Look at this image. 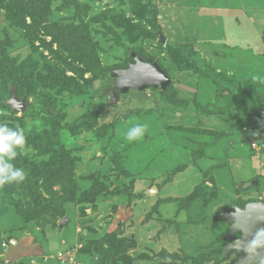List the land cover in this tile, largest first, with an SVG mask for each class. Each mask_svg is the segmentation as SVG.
I'll use <instances>...</instances> for the list:
<instances>
[{
  "label": "rangeland",
  "instance_id": "374dc122",
  "mask_svg": "<svg viewBox=\"0 0 264 264\" xmlns=\"http://www.w3.org/2000/svg\"><path fill=\"white\" fill-rule=\"evenodd\" d=\"M132 54L190 108L122 93ZM262 201L264 0H0V264H233Z\"/></svg>",
  "mask_w": 264,
  "mask_h": 264
},
{
  "label": "water",
  "instance_id": "95a60500",
  "mask_svg": "<svg viewBox=\"0 0 264 264\" xmlns=\"http://www.w3.org/2000/svg\"><path fill=\"white\" fill-rule=\"evenodd\" d=\"M164 39L160 36L159 43ZM134 64L127 70L118 72V86L122 93L129 90L137 92L147 88L165 90L170 85V79L164 70L157 63H146L142 58L131 55ZM14 113L23 114L28 107L24 99H19L12 90L10 99L7 101ZM226 223L230 224L226 239H231L237 233L240 237L234 239L223 248V256L236 252L242 254L233 264H260L264 258V201L252 202L243 209L235 207L234 211L221 214ZM66 220L60 222L65 225Z\"/></svg>",
  "mask_w": 264,
  "mask_h": 264
},
{
  "label": "trees",
  "instance_id": "16d2710c",
  "mask_svg": "<svg viewBox=\"0 0 264 264\" xmlns=\"http://www.w3.org/2000/svg\"><path fill=\"white\" fill-rule=\"evenodd\" d=\"M162 68V67H161ZM187 70H193L194 69V67H191V65L190 66H187V67H185ZM163 69V68H162ZM164 70V69H163ZM193 71H195V72H197L196 70H193ZM164 72L167 74V72L164 70ZM168 75V74H167ZM202 76H204L205 77V75H202ZM169 77V76H168ZM206 78H210V77H206ZM19 80H20V82L22 83V82H24V78H22V77H19ZM113 78L112 77H110V75L109 74H105L101 79H100V81H101V84H100V86L97 88V90H95V95L96 96H100V95H102L104 92V90L105 89H110V90H112V86H113ZM17 87H18V85L19 84H15ZM164 91V93H165V101L167 102V106L168 107H174V108H181V109H188V108H190V104L191 103H189V101H186V100H179L178 98H177V92L175 91V89L172 87V86H168L165 90H163ZM17 95V94H16ZM17 97H18V95H17ZM192 104H194L193 106L194 107H196V108H198L199 107V104L198 103H192ZM87 113H85L84 115H86ZM84 115H82V117L84 116ZM86 121H84V123H85ZM230 136H231V134H230ZM229 137V135H226L225 133H223L222 134V136H221V138H228Z\"/></svg>",
  "mask_w": 264,
  "mask_h": 264
},
{
  "label": "bare ground",
  "instance_id": "6f19581e",
  "mask_svg": "<svg viewBox=\"0 0 264 264\" xmlns=\"http://www.w3.org/2000/svg\"><path fill=\"white\" fill-rule=\"evenodd\" d=\"M10 111H11V110H10ZM21 247H22V246H21ZM4 250H5V249H4ZM21 254H22V253H21ZM21 254H20V255H21ZM6 258H7V256H6Z\"/></svg>",
  "mask_w": 264,
  "mask_h": 264
},
{
  "label": "flooded vegetation",
  "instance_id": "af4514ba",
  "mask_svg": "<svg viewBox=\"0 0 264 264\" xmlns=\"http://www.w3.org/2000/svg\"><path fill=\"white\" fill-rule=\"evenodd\" d=\"M239 257H240V255H239ZM239 257H238V258H239Z\"/></svg>",
  "mask_w": 264,
  "mask_h": 264
}]
</instances>
